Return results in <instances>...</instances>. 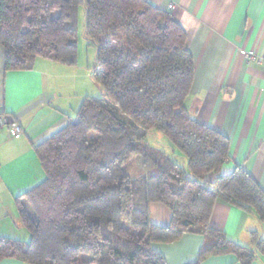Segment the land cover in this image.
I'll return each mask as SVG.
<instances>
[{"label": "trees", "instance_id": "1", "mask_svg": "<svg viewBox=\"0 0 264 264\" xmlns=\"http://www.w3.org/2000/svg\"><path fill=\"white\" fill-rule=\"evenodd\" d=\"M82 8L97 53L92 77L103 92L35 146L46 179L16 200L30 240L0 237V262L167 264L153 245L185 235L204 238L195 264L264 257L257 233L253 251L211 227L218 201L264 224V191L239 166L222 175L230 141L199 124L186 106L194 61L170 12L145 0H0L5 70H32L38 59L77 66ZM158 135L169 148L150 144ZM133 158L140 172L132 178L125 166ZM153 204L168 208L169 224L152 223Z\"/></svg>", "mask_w": 264, "mask_h": 264}, {"label": "crops", "instance_id": "2", "mask_svg": "<svg viewBox=\"0 0 264 264\" xmlns=\"http://www.w3.org/2000/svg\"><path fill=\"white\" fill-rule=\"evenodd\" d=\"M145 1L170 12L186 33L195 71L186 106L199 124L229 139L231 161L222 175H231L239 166L264 191V0ZM61 66L38 59L32 70L6 71L0 45V117L17 122L24 132L14 138L7 127H0V237L30 240L16 200L46 179L34 148L66 127L87 98L102 95L92 70L79 74V63L70 70ZM158 139L169 148L162 137ZM213 181L214 175L206 176V183ZM150 213L152 223L159 226L172 218L161 204L151 205ZM211 227L253 251L252 234L264 238V224L255 214L222 201L215 205ZM203 244V237L185 235L178 242L153 248L167 264H195ZM0 264L23 263L4 260ZM202 264L241 263L236 256L226 255ZM252 264H264V257L256 253Z\"/></svg>", "mask_w": 264, "mask_h": 264}, {"label": "rangeland", "instance_id": "3", "mask_svg": "<svg viewBox=\"0 0 264 264\" xmlns=\"http://www.w3.org/2000/svg\"><path fill=\"white\" fill-rule=\"evenodd\" d=\"M85 26H86V19H85V9L82 8L80 10V23H79V56H78V63H79V67H78V71L77 70H73V71H77V73H84L87 70H93L95 64H96V48L95 46H93L92 44L89 45L88 40H87V36H86V31H85ZM64 67L65 69H72L71 67H65V66H61ZM68 70V71H69ZM73 73V72H72ZM77 87L80 89V85H77ZM102 89V88H101ZM101 91V90H100ZM103 92V90H102ZM101 96V95H99ZM95 98H98V95H96ZM75 119V116H74ZM158 137H162L163 138V144H168V140L167 138L163 137L162 135H158ZM160 139V138H159ZM156 136H151L150 137V144L153 146H164L162 144H160L161 142H159V140ZM140 159L139 158H133L132 160H130L127 165L125 166V171L133 178L136 177L139 172H140V167H139V162Z\"/></svg>", "mask_w": 264, "mask_h": 264}, {"label": "built area", "instance_id": "4", "mask_svg": "<svg viewBox=\"0 0 264 264\" xmlns=\"http://www.w3.org/2000/svg\"><path fill=\"white\" fill-rule=\"evenodd\" d=\"M170 10H174L175 6L172 4L170 5ZM255 58H250V60H254ZM262 62V59L260 60ZM0 127H7L14 138H21L24 135V132L20 125L17 122L9 121L5 117H0Z\"/></svg>", "mask_w": 264, "mask_h": 264}]
</instances>
